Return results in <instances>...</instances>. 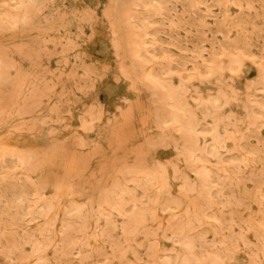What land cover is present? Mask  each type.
Listing matches in <instances>:
<instances>
[{
	"label": "rangeland",
	"instance_id": "obj_1",
	"mask_svg": "<svg viewBox=\"0 0 264 264\" xmlns=\"http://www.w3.org/2000/svg\"><path fill=\"white\" fill-rule=\"evenodd\" d=\"M0 71V264H264V0H0Z\"/></svg>",
	"mask_w": 264,
	"mask_h": 264
},
{
	"label": "bare ground",
	"instance_id": "obj_2",
	"mask_svg": "<svg viewBox=\"0 0 264 264\" xmlns=\"http://www.w3.org/2000/svg\"><path fill=\"white\" fill-rule=\"evenodd\" d=\"M146 3H147V1H145ZM144 2V3H145ZM150 4V3H149ZM27 5V4H26ZM141 5V4H140ZM142 6H144L143 4H142ZM148 6V5H147ZM19 8V7H18ZM19 11V10H18ZM20 12H21V10H20ZM17 17V16H16ZM4 19H6V17L4 18ZM17 19V18H16ZM8 21H9V19H7ZM7 20H4V21H7ZM1 21H2V19H1ZM18 21V20H17ZM3 22V21H2ZM15 22V21H14ZM259 53V52H258ZM140 58H141V56H140ZM1 72V71H0ZM152 76V75H151ZM147 78L149 77V75L148 76H146ZM149 80H150V78H148ZM154 79V78H153ZM157 80V79H156ZM157 82V81H156ZM155 82V83H156ZM160 82V81H159ZM157 85H159V84H157ZM154 86H156V84H154ZM175 111V110H174ZM173 114H174V112H173ZM179 114V113H178ZM175 117V116H174ZM176 117H178L177 115H176ZM176 117H175V121H178V118H177V120H176ZM173 118V117H172ZM173 120V119H172ZM180 120V119H179ZM178 122H180V121H178ZM183 127H185L184 125L182 126V128ZM180 128H181V126H180ZM9 153V152H8ZM13 156V155H12Z\"/></svg>",
	"mask_w": 264,
	"mask_h": 264
}]
</instances>
